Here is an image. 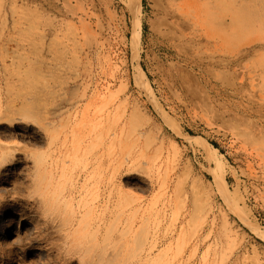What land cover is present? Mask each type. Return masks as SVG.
<instances>
[{
    "label": "rangeland",
    "instance_id": "1",
    "mask_svg": "<svg viewBox=\"0 0 264 264\" xmlns=\"http://www.w3.org/2000/svg\"><path fill=\"white\" fill-rule=\"evenodd\" d=\"M189 2L0 0V264H264V0Z\"/></svg>",
    "mask_w": 264,
    "mask_h": 264
},
{
    "label": "bare ground",
    "instance_id": "2",
    "mask_svg": "<svg viewBox=\"0 0 264 264\" xmlns=\"http://www.w3.org/2000/svg\"><path fill=\"white\" fill-rule=\"evenodd\" d=\"M190 0H185V4L189 7V6H191L190 5V2H189ZM193 4H196V7H195V15H194V17L195 18H198V20H200L201 22H203L205 25H206V23L204 22V19L205 18H207L206 17V14H205V12H206V8L202 5V4H200L198 1L197 2H194ZM186 5H184V9L185 10H187V6ZM168 7V6H167ZM207 20V19H206ZM171 37V36H170ZM192 40V39H191ZM169 43V42H168ZM171 43V42H170ZM171 45V44H170ZM253 46H255V45H253ZM141 84V83H140ZM101 142H102V140H101ZM103 143V142H102ZM83 147V146H82ZM101 147V146H100ZM103 148V147H102ZM98 149H100V148H98ZM101 150V149H100ZM99 150V151H100ZM98 151V150H97ZM104 154V153H103ZM91 155V154H90ZM90 157H93V156H90ZM100 157V156H99ZM97 158V157H96ZM101 159V158H100ZM94 161V160H93ZM98 161V160H97ZM100 162V161H99ZM89 163V162H88ZM93 165V164H92ZM9 166V165H8ZM94 166V165H93ZM93 166H92V169H93ZM102 166V165H101ZM100 166V167H101ZM86 168V167H85ZM91 169V170H92ZM95 169V168H94ZM87 171H89V169L87 170ZM87 173V172H86ZM17 216H15L14 217V215H10V217L8 218V221L7 222H10V223H13V222H17L20 218H16ZM22 217V216H21ZM4 225V224H3ZM16 225V224H15ZM72 225H73V223H72ZM103 225V224H102ZM102 225H101V227H102ZM105 226V225H104ZM101 227H100V229H101ZM104 228V227H103ZM9 229V228H8ZM12 229V228H11ZM103 230V229H102ZM102 233V232H101ZM100 236H101V234H100ZM152 252V251H151ZM150 252V253H151ZM96 257V256H95ZM105 257V256H104ZM139 259V258H138ZM132 260V259H131ZM135 261V260H134ZM127 264V263H126Z\"/></svg>",
    "mask_w": 264,
    "mask_h": 264
}]
</instances>
